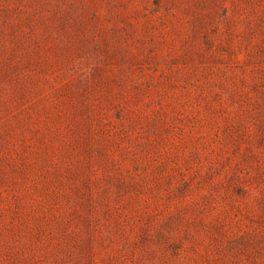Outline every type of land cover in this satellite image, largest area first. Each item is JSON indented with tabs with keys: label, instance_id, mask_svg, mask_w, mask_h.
<instances>
[{
	"label": "rangeland",
	"instance_id": "1",
	"mask_svg": "<svg viewBox=\"0 0 264 264\" xmlns=\"http://www.w3.org/2000/svg\"><path fill=\"white\" fill-rule=\"evenodd\" d=\"M0 264H264V0H0Z\"/></svg>",
	"mask_w": 264,
	"mask_h": 264
}]
</instances>
